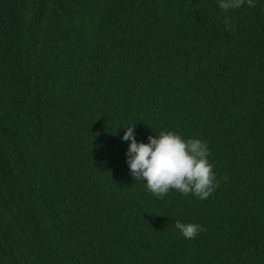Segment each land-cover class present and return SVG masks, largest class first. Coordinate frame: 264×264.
<instances>
[{
  "label": "trees",
  "instance_id": "16d2710c",
  "mask_svg": "<svg viewBox=\"0 0 264 264\" xmlns=\"http://www.w3.org/2000/svg\"><path fill=\"white\" fill-rule=\"evenodd\" d=\"M254 3L0 0V264H264ZM133 124L138 143L206 142L219 187L153 196L127 163Z\"/></svg>",
  "mask_w": 264,
  "mask_h": 264
},
{
  "label": "clouds",
  "instance_id": "9594fccd",
  "mask_svg": "<svg viewBox=\"0 0 264 264\" xmlns=\"http://www.w3.org/2000/svg\"><path fill=\"white\" fill-rule=\"evenodd\" d=\"M247 4L255 7L254 0H219L224 12L239 9ZM226 25L230 20L225 18ZM234 30V28H233ZM133 124L127 127L124 141H131L127 156L132 176L146 181L149 192L163 199L171 190L182 195H194L200 200L209 198L219 187L213 165L209 162L210 151L200 139L185 140L172 131H162L159 136H150L149 143H138ZM175 227L185 239H195L205 231L198 224L175 222Z\"/></svg>",
  "mask_w": 264,
  "mask_h": 264
}]
</instances>
